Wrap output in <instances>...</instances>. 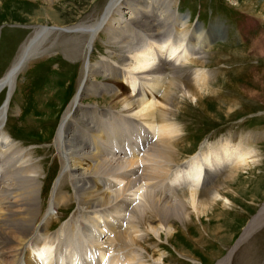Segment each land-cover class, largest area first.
<instances>
[{
  "label": "bare ground",
  "instance_id": "1",
  "mask_svg": "<svg viewBox=\"0 0 264 264\" xmlns=\"http://www.w3.org/2000/svg\"><path fill=\"white\" fill-rule=\"evenodd\" d=\"M123 9L128 11L124 12L128 18L117 20L115 17L120 16ZM178 12L177 0H110L96 25L62 29L86 35L84 66L77 94L62 115L58 130H52L53 142L43 149L19 145L6 131L10 97L17 77L28 61L37 56L39 45L53 32L46 27L34 29L0 80V94L11 91L0 109V264H96L97 255L102 256L100 264H150L149 257L156 263L167 264L165 256L157 257L156 250H165L169 244L181 253L183 248L176 243L179 232L159 237L165 241V246H161L160 240L150 232L156 230L153 228H172L173 223L169 224L173 220L184 226L190 214L198 218L207 208L213 211L219 202L224 206L230 203L221 191L226 190L228 180H234L239 172L248 168L250 148L240 149L239 143L225 146L223 156L200 151L183 163L177 153L181 145L180 135L177 137L180 131L178 103L183 99L197 101L211 83V73L190 66L198 68L205 64L207 56L209 58L206 50L210 48L212 37L217 35L216 32L205 34L200 28L191 29ZM101 34H106L108 44L117 50L111 56L115 63L92 64L90 61ZM127 73L131 76L130 81ZM99 76L107 78L108 84H97ZM123 79L128 85L122 84ZM52 86L60 89L58 84ZM48 92L53 93L51 101L57 99L55 89ZM98 94H110L115 101L119 100L132 123L143 126L153 135L149 138L146 132L142 152L136 150L139 143L133 146L132 141L130 149H126L125 143L117 137L119 127H113L114 132H109L118 142L116 149L111 147L108 137L105 139V134L102 135L108 126L107 120L101 123V120L109 119V115L98 108L100 105L82 110V98ZM41 97L37 101L38 111L44 107H41ZM50 115L48 112L45 120L38 122L36 112L31 109L20 118L23 126L47 127V133H50L55 123ZM102 137L98 143L95 141ZM36 138L40 139V136ZM52 151L57 153L60 168L59 178L53 188H49L48 182L57 168L44 174L42 168L46 159L37 156ZM232 154H235V160L231 159ZM227 167L229 171L225 177ZM161 186H165L166 195L160 196ZM45 193L50 194L47 201ZM71 201L80 211V223L84 221L80 224L81 231L89 241V245L86 241L84 254L77 251L73 242L77 251L72 253L74 258L60 248L65 228L50 232L52 225L60 221V216L54 212L60 215L68 211L69 205L73 206ZM87 217L102 219L103 223H88ZM157 223L159 225H154ZM261 224H264V205L259 215L250 221L236 247L219 264H232L235 252ZM107 234L108 241L101 242ZM64 241L72 245L70 241ZM111 249L113 253L116 249L114 260ZM254 262L259 263L257 260L249 263Z\"/></svg>",
  "mask_w": 264,
  "mask_h": 264
},
{
  "label": "rangeland",
  "instance_id": "2",
  "mask_svg": "<svg viewBox=\"0 0 264 264\" xmlns=\"http://www.w3.org/2000/svg\"><path fill=\"white\" fill-rule=\"evenodd\" d=\"M177 1L178 14L190 27L192 26L191 29L200 28L205 34L217 33L212 37L211 49L206 50L207 55L209 54L208 61L206 59L205 64L198 65V68L190 66L195 70L202 69L211 73L209 88L201 92L198 100L195 99L197 101L183 99L176 108L179 117L177 126L180 130L177 137L180 135L181 138L178 156L182 163L200 151H211L223 156L225 146L232 147L238 143L240 149L246 146L252 153L249 155V166L245 171L239 172L234 180L225 179L228 180L226 190H222L221 193L230 203L224 206V203L219 202L220 205L218 204L213 211L207 208L198 218L190 214L184 221V226L173 220L169 224L170 226L173 223L170 226L172 228L158 226L153 228L156 230L150 232L156 240H160L159 237L162 235L166 237L169 233L176 235L179 232L176 243L183 248L181 253L169 244L165 250L163 248L156 250L157 257L165 256L167 264H219L236 247L244 230L250 225V221L259 215L264 205V0ZM109 3L110 0H0V80L11 68L18 53L33 35L34 29L46 27L53 31L36 49L38 57L35 55L31 62L28 61L29 64L17 77L13 87L15 90L13 89L10 97V118L6 131L19 145L43 149L49 146L50 141L53 142L52 130H58L62 124V115L77 94L87 44L86 35L63 30L80 25H96ZM124 12L128 11L123 9L120 16L115 18L127 19L128 16L124 15ZM60 29H63V32ZM116 51L114 46L108 44L106 34H101L91 52L90 61L92 64L115 63L111 56L115 55ZM126 77L130 81L129 73ZM97 78L96 82H99L97 84H108L107 78L103 76ZM127 80L122 84L128 85ZM54 84H58L60 89L57 86L53 87ZM53 89L58 95L57 99L51 101ZM10 92L5 90L0 94V109L8 100ZM40 97L41 107H44L38 111L40 106L37 101H40ZM81 104L82 110H85L83 109L85 107L100 105L98 108L109 115L110 120H101V123H106L107 120L108 126L104 128L102 135L105 134V139L108 137L111 147L114 146L116 149L118 142L109 132L113 133V127H119L117 137L125 143L126 149H130L132 141L133 146L139 143L136 150L143 151L145 146L143 139L147 137V129L132 123L119 100L115 101L110 94L88 95L82 98ZM31 109L36 112L35 120L38 122L45 120L48 112L51 113L49 118L55 121V128L53 126L51 132L47 133V127L37 129L35 126L33 128L23 126L20 116ZM147 133L149 138L153 136ZM38 136L40 139L36 138ZM101 139L103 137L95 141L98 143ZM156 140L157 138H154V141ZM41 156L37 157L46 159V165L42 168L44 174L53 170L52 168H57L52 180L48 182L49 188H53L54 182L59 178L57 173L60 162L56 161L57 153L52 151L42 153ZM234 156L235 154H232V160H235ZM225 170L226 177L229 167ZM161 189L160 196L166 195L165 186H161ZM68 193L73 196L71 189ZM48 196L50 194L45 193L46 201L49 199ZM71 204L73 206L69 205L68 211L60 215L54 212V215L60 216V221L52 225L50 232L65 228L63 239L59 243L60 248L65 250L66 254L71 253L74 258L73 252L85 253L86 243L89 245V241L87 237L85 240L84 232L81 231L80 224L84 221L80 223L82 220L80 211L73 201ZM87 218L88 223L97 222L96 225L99 221L103 223L102 219ZM88 227L92 228V225ZM108 236L109 234L104 235L101 242L105 243L104 240L107 242ZM64 240L70 241L72 245L69 246ZM73 242L77 246V251ZM160 245L165 246V241L160 240ZM57 250L58 247L55 251ZM112 253L111 257L117 258L116 249L114 255ZM79 256L84 258L81 254ZM97 258L96 264H100L102 256L97 255ZM252 260L264 264V224L257 227L238 248L232 264H250ZM148 261L150 264L155 262L150 257ZM155 264L162 263L160 261Z\"/></svg>",
  "mask_w": 264,
  "mask_h": 264
}]
</instances>
